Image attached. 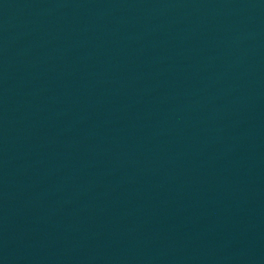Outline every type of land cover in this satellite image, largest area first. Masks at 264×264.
<instances>
[{
	"label": "water",
	"instance_id": "obj_1",
	"mask_svg": "<svg viewBox=\"0 0 264 264\" xmlns=\"http://www.w3.org/2000/svg\"><path fill=\"white\" fill-rule=\"evenodd\" d=\"M0 264H264V0H0Z\"/></svg>",
	"mask_w": 264,
	"mask_h": 264
}]
</instances>
